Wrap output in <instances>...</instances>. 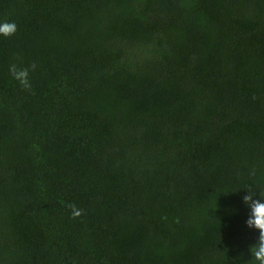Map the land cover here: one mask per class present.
<instances>
[{"label":"trees","instance_id":"trees-1","mask_svg":"<svg viewBox=\"0 0 264 264\" xmlns=\"http://www.w3.org/2000/svg\"><path fill=\"white\" fill-rule=\"evenodd\" d=\"M5 21L0 264H257L264 0H0ZM33 62L26 91L9 66Z\"/></svg>","mask_w":264,"mask_h":264},{"label":"clouds","instance_id":"clouds-1","mask_svg":"<svg viewBox=\"0 0 264 264\" xmlns=\"http://www.w3.org/2000/svg\"><path fill=\"white\" fill-rule=\"evenodd\" d=\"M17 31V24L15 22L5 21L0 23V35L10 37L15 35ZM37 64L33 62L31 65L19 66L12 64L9 66V72L12 77L22 86L26 91L32 90V83L29 79L30 71H35ZM255 99V97H254ZM256 193L252 190H247V195L243 196V203L250 209L249 218L246 220V225L250 229H255L258 232L256 242L250 246L251 260L257 264H264V193L259 192L260 199H254ZM72 210V218H78L83 214V210L77 208L75 205H69ZM166 219V217H165ZM178 222V221H177Z\"/></svg>","mask_w":264,"mask_h":264}]
</instances>
